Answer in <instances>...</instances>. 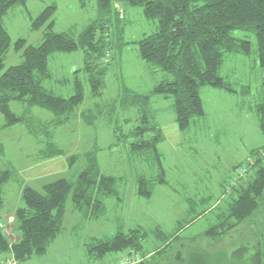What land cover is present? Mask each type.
<instances>
[{"label": "trees", "instance_id": "16d2710c", "mask_svg": "<svg viewBox=\"0 0 264 264\" xmlns=\"http://www.w3.org/2000/svg\"><path fill=\"white\" fill-rule=\"evenodd\" d=\"M26 2L0 0V114L4 119L3 128L23 124L29 134L40 138V143L45 140V146L38 154L40 159L64 155L51 141V130L66 124L75 115L84 100L83 82L88 83L93 98L102 95L113 60L111 52L116 49L119 53L127 44L124 42L125 7L141 8L143 16L155 22V31L134 43L139 58L167 77L157 82L148 94L122 85L111 104V107L137 108L139 114L137 125L127 133L110 121L115 140L108 150L123 143L131 156L153 171L150 176L135 175V193L141 199H150L156 185L167 184L163 155L159 151L165 138L151 114V99L155 96L172 99L175 121L184 135L206 115L200 97L204 87L245 98L249 96V85L237 83L235 87L227 75H221L227 56L248 58L255 54V63L252 62L264 71V0H95V18L76 36L54 31L53 17L57 7L49 5L31 21L32 30L44 29L42 41L28 45L25 39L19 38L12 44L3 18L13 7H25ZM235 31L245 35L237 37ZM251 36L255 50L249 39ZM11 47L20 53L21 62L5 68L4 60ZM75 51L82 52V68L72 73L71 81H66L72 85V94L68 97L56 95L44 87L45 82L52 79L49 61L54 54ZM11 102L22 104L26 114H14L10 109ZM32 107L47 110L54 118L36 123L28 113ZM100 107L96 104L92 109L82 111L79 114L81 121L88 126L94 124L103 113ZM110 110L113 112V108ZM250 110L264 136V90L260 92L259 100L250 105ZM2 151L0 144V155ZM98 151L95 147L82 156H66L69 168L80 158L85 160L83 168L72 180L62 178L47 183L41 192L22 186V206L15 210L13 224L0 217V256H10L18 264L43 257L63 231L68 202L84 221L102 219L107 214L108 199H114L118 207L122 204L118 183L123 178L102 173ZM238 169L235 180L225 190L230 194L225 209L216 214L214 223L202 236L220 241L239 227H250L255 241L254 264H264V145L251 149L246 166L239 165ZM11 174L9 170H0V210L4 203V185L11 179ZM178 226L182 228L181 223ZM153 233L163 244L153 252L143 251V242L150 232L134 227L127 231L120 229L109 238H90L84 244L85 253L90 260H100L126 252L127 258L139 259L140 256L137 264H155L176 236H167L159 228ZM245 250L247 248L242 247L241 251ZM174 260L178 264H207L206 257L195 249L183 259L178 253Z\"/></svg>", "mask_w": 264, "mask_h": 264}, {"label": "rangeland", "instance_id": "374dc122", "mask_svg": "<svg viewBox=\"0 0 264 264\" xmlns=\"http://www.w3.org/2000/svg\"><path fill=\"white\" fill-rule=\"evenodd\" d=\"M83 3L82 6L81 0H27L25 7L16 6L8 11L3 18L4 26L12 44L22 38L28 45H37L42 41L44 29L32 30L31 21L45 7L55 5L54 31L76 36L96 16L95 0H83ZM124 17V42L127 44L119 53L116 49L111 52L113 60L105 78L102 95L93 98L88 83L84 81V100L75 115L66 124L51 130V141L64 155L49 159L38 158L45 140L40 143V138L38 140L29 134L23 124L3 128L4 119L0 114V144L3 146L0 170L12 173L3 189L4 203L0 217L4 222L13 224L14 212L22 206V186L41 192L47 183L76 177L85 160L80 158L69 168L66 160L68 155L82 156L96 147L99 149L97 159L102 173L123 178L118 183L122 198L119 207L114 199H108L107 214L102 219L84 221L68 202L63 231L50 245L47 253L22 264L117 263L127 258L126 252L90 260L86 256L84 244L92 237L109 238L120 229L127 231L134 227L150 232L143 242V251L147 252H153L163 245L152 234L154 229L159 228L167 236H176L162 256L156 259L155 264H178L174 260L175 256L179 253L182 259L186 258L191 249L203 254L207 264H254L255 241L250 227H239L220 241L207 239L202 233L214 223L216 214L225 209L230 197L225 190L240 171L238 166H246V159L252 148L264 145V136L258 128L257 119L253 112L247 110L248 105L259 100V94L264 90V71L254 65L255 54L248 58L241 55L227 56L221 75H227V79L235 87L237 83L249 85V96L245 98L239 94L204 87L200 91V97L206 115L184 135L177 127L172 99L161 96L151 99V114L160 125L165 138L159 145V151L163 155L167 184L156 185L150 199H141L135 193V175L150 176L153 171L131 156L127 145L123 143L108 150V146L115 140L110 121L127 133L137 125L139 114L137 108H122L118 105L111 107V104L120 86L125 85L135 92L148 94L167 75L144 63L139 58L134 43L152 34L156 29L155 22L147 20L141 8L125 7ZM234 35L243 37L245 34L235 31ZM249 39L255 50L253 36ZM20 62V53L11 47L4 60L5 68ZM80 68L81 51L54 54L49 61L52 79L45 82L44 87L56 95L70 96L72 85L66 81H71L72 73ZM243 101L245 106L240 108ZM96 104L101 106L103 113L94 124L85 125L79 114L92 109ZM10 109L18 116L26 114L25 107L17 102H11ZM28 113L36 123L48 122L54 118L49 111L37 107H32ZM196 216L200 217L191 221ZM188 222L190 223L186 225ZM178 223L182 224V228H179ZM242 247L247 250L241 251Z\"/></svg>", "mask_w": 264, "mask_h": 264}, {"label": "built area", "instance_id": "2783aa9c", "mask_svg": "<svg viewBox=\"0 0 264 264\" xmlns=\"http://www.w3.org/2000/svg\"><path fill=\"white\" fill-rule=\"evenodd\" d=\"M9 221H12V219H10ZM139 261L140 260L137 258H126L124 260H121V261H119L117 263H113V264H137ZM0 264H18V263L16 262V260H14L10 256L1 255L0 256Z\"/></svg>", "mask_w": 264, "mask_h": 264}, {"label": "crops", "instance_id": "0c3cea01", "mask_svg": "<svg viewBox=\"0 0 264 264\" xmlns=\"http://www.w3.org/2000/svg\"><path fill=\"white\" fill-rule=\"evenodd\" d=\"M230 94V93H229ZM235 95V94H234ZM244 103H243V105L242 106H240V108H242V107H244L245 106V101H243ZM242 104V103H241ZM247 110L250 112L251 110H250V105H248L247 106ZM256 148V147H255ZM253 149V148H252ZM114 263V261L112 262V263H109V264H113Z\"/></svg>", "mask_w": 264, "mask_h": 264}]
</instances>
